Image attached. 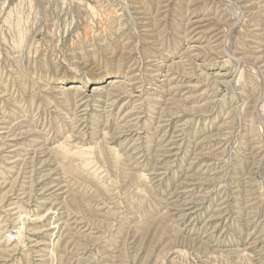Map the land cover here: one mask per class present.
Listing matches in <instances>:
<instances>
[{"label": "rangeland", "instance_id": "obj_1", "mask_svg": "<svg viewBox=\"0 0 264 264\" xmlns=\"http://www.w3.org/2000/svg\"><path fill=\"white\" fill-rule=\"evenodd\" d=\"M0 119V264H264V0H0Z\"/></svg>", "mask_w": 264, "mask_h": 264}, {"label": "bare ground", "instance_id": "obj_2", "mask_svg": "<svg viewBox=\"0 0 264 264\" xmlns=\"http://www.w3.org/2000/svg\"><path fill=\"white\" fill-rule=\"evenodd\" d=\"M97 90V89H96ZM95 90V91H96ZM87 94V93H86ZM134 97V96H133ZM115 103V102H114ZM0 121H1V119H0ZM3 122V121H2ZM10 128V127H9ZM13 129V128H12ZM29 133V132H28ZM15 134H16V132H15ZM24 134V133H23ZM27 134V133H26ZM7 135V134H6ZM29 135V134H28ZM9 136V135H8ZM15 137V136H14ZM13 139V138H12ZM4 144V143H3ZM8 146V145H7ZM11 147V146H10ZM4 149V148H3Z\"/></svg>", "mask_w": 264, "mask_h": 264}]
</instances>
